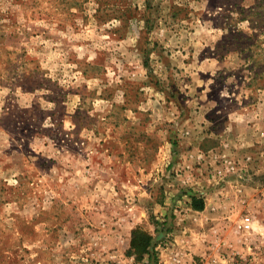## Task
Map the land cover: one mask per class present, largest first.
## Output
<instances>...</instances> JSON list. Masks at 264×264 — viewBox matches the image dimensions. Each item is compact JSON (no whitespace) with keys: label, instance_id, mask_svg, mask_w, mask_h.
<instances>
[{"label":"rangeland","instance_id":"374dc122","mask_svg":"<svg viewBox=\"0 0 264 264\" xmlns=\"http://www.w3.org/2000/svg\"><path fill=\"white\" fill-rule=\"evenodd\" d=\"M137 226L264 264V0H0V264H154Z\"/></svg>","mask_w":264,"mask_h":264},{"label":"trees","instance_id":"16d2710c","mask_svg":"<svg viewBox=\"0 0 264 264\" xmlns=\"http://www.w3.org/2000/svg\"><path fill=\"white\" fill-rule=\"evenodd\" d=\"M189 198L191 200L190 205L193 210L202 211L204 209L205 204L203 198L197 197L195 194H191ZM157 241V237H154L145 229L137 226L131 231L130 242L129 247L126 250V256L132 257L136 263L148 257L154 262V264H156L157 254L155 247L157 245Z\"/></svg>","mask_w":264,"mask_h":264},{"label":"built area","instance_id":"2783aa9c","mask_svg":"<svg viewBox=\"0 0 264 264\" xmlns=\"http://www.w3.org/2000/svg\"><path fill=\"white\" fill-rule=\"evenodd\" d=\"M251 225H252V222H251V219L249 217H246L243 221V228L244 230H250L251 229ZM175 261H179L178 259H175Z\"/></svg>","mask_w":264,"mask_h":264}]
</instances>
